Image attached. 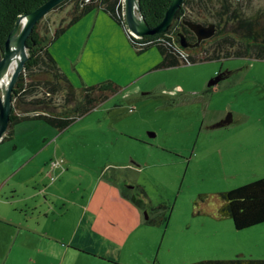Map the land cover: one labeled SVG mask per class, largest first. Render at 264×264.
<instances>
[{
    "label": "rangeland",
    "instance_id": "obj_1",
    "mask_svg": "<svg viewBox=\"0 0 264 264\" xmlns=\"http://www.w3.org/2000/svg\"><path fill=\"white\" fill-rule=\"evenodd\" d=\"M74 4L48 13L42 34L50 39L68 24ZM251 4L261 8L264 0ZM118 7L124 26L95 9L50 52L76 88L112 81L119 92L62 132L44 120L15 125L14 138L0 143V199L46 191L45 222L69 237L92 182L117 173L122 187L144 189V221L151 208L169 217L144 222L131 239L142 259L135 263L264 261V223L239 231L219 214L222 193L264 178V61L185 64L181 54L184 64L160 67L158 47H133L129 36L142 37L126 28L124 0Z\"/></svg>",
    "mask_w": 264,
    "mask_h": 264
},
{
    "label": "trees",
    "instance_id": "obj_2",
    "mask_svg": "<svg viewBox=\"0 0 264 264\" xmlns=\"http://www.w3.org/2000/svg\"><path fill=\"white\" fill-rule=\"evenodd\" d=\"M47 1L49 0H0L1 46H4L8 35L22 15L34 12ZM253 1L185 0L173 26L166 34L146 36L141 40L129 36V40L138 53L154 46L158 47L163 58L160 67L163 68L184 64L181 54L188 60L185 64L235 58L264 61V7H253ZM67 2L75 3L68 24L58 27L48 39L42 34L41 21L35 26L27 42L32 48L33 56L27 61L25 73L20 76L14 89V107L9 130L3 141L12 140L15 136L14 126L27 120H44L62 132L120 90L112 81L76 88L50 52V46L59 37L95 9L104 10L118 24L124 26L122 19L115 13V10L118 13L121 11L118 7L120 0H67L58 8L62 9ZM171 2L172 0H139L140 14L147 24L154 28L163 20ZM184 21L204 25L212 23L216 27V33L211 39L198 44L197 37L184 25ZM180 33L185 35L193 47L180 46ZM116 174L110 178L119 183L115 179ZM116 178L118 179V176ZM121 189L122 196L143 212L150 207L145 200L147 195L143 188L124 185ZM131 191L135 193L131 194ZM220 196L222 205L219 214L222 218H231L236 230L264 223V178ZM151 210L146 224L158 226L169 220L165 213L155 216L154 209ZM194 264H264V261L236 259Z\"/></svg>",
    "mask_w": 264,
    "mask_h": 264
},
{
    "label": "crops",
    "instance_id": "obj_3",
    "mask_svg": "<svg viewBox=\"0 0 264 264\" xmlns=\"http://www.w3.org/2000/svg\"><path fill=\"white\" fill-rule=\"evenodd\" d=\"M51 180L55 183L49 189L57 183ZM82 198L84 207L76 213L69 237L46 224L50 216L43 215L49 199L46 191H34L20 201L0 199V264H137L135 259L142 260L131 239L136 240L145 222L143 211L122 196L120 184L101 175L92 182L88 197ZM60 218L55 215L58 222Z\"/></svg>",
    "mask_w": 264,
    "mask_h": 264
},
{
    "label": "water",
    "instance_id": "obj_4",
    "mask_svg": "<svg viewBox=\"0 0 264 264\" xmlns=\"http://www.w3.org/2000/svg\"><path fill=\"white\" fill-rule=\"evenodd\" d=\"M66 0H49L39 6L34 12L22 15L16 22L4 46L0 44V143L7 136L10 118L14 107V89L25 72L27 61L33 56L32 48L27 42L34 31L35 26L51 11L58 8ZM185 0H172L163 20L154 28H151L141 16L139 0H124L126 28L130 35L137 37L166 34L173 26L178 11ZM197 37L198 44L211 39L216 33L214 24L204 25L193 21H184ZM182 48L193 47L182 33L179 34ZM215 84V83H214ZM148 219L147 213H145Z\"/></svg>",
    "mask_w": 264,
    "mask_h": 264
}]
</instances>
